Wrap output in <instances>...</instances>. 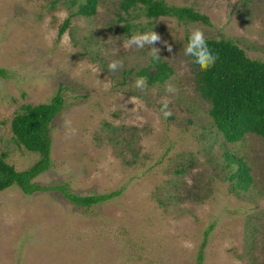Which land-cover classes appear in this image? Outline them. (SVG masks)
Here are the masks:
<instances>
[{"label":"rangeland","instance_id":"374dc122","mask_svg":"<svg viewBox=\"0 0 264 264\" xmlns=\"http://www.w3.org/2000/svg\"><path fill=\"white\" fill-rule=\"evenodd\" d=\"M121 1L99 0L94 16L77 15L59 36L70 14L64 5L0 0V67L8 72L0 76V155L9 152L18 170L37 161L13 141L12 118L62 88L52 166L35 181L66 182L81 195L121 190L89 208L60 190L0 191V264H198L205 240L202 264H264V137L224 140L188 49L190 37L233 38L263 59L264 0H166L211 23L163 16L151 25ZM153 57L172 75L149 85L138 72ZM228 150L247 161L249 190L230 179Z\"/></svg>","mask_w":264,"mask_h":264},{"label":"trees","instance_id":"16d2710c","mask_svg":"<svg viewBox=\"0 0 264 264\" xmlns=\"http://www.w3.org/2000/svg\"><path fill=\"white\" fill-rule=\"evenodd\" d=\"M98 3L99 0H51V9H56L57 4H61L70 10L69 16L60 27L59 36L66 32L72 19L77 15L87 18L94 16ZM120 5L127 14L130 13V9L139 7L140 12L136 13L135 17L140 14L145 15L149 19L148 25L163 16H174L184 23H211L209 16L196 10L195 7L172 5L166 0H122ZM120 19L127 22L124 28L129 32L132 27L129 19L122 14ZM188 40V49L194 65L196 89L200 97L211 103L209 113L212 123L223 134L224 140L239 142L245 139L247 133H256L264 137V58L250 57L233 38L197 40L190 37ZM138 74L147 84L156 85L166 82L172 75V69L166 61L153 57L152 64ZM7 75V70L0 67V76ZM65 103L66 99L60 88L49 101L24 104L13 116L11 121L13 141L28 151L38 153L39 158L29 168L18 170L8 161L9 152H2L0 191L14 185L20 187L26 194L48 189L60 190L63 196L73 204L87 208L121 194V190H114L107 194L81 195L70 190L66 182L42 186L35 181L40 174L52 166V121L62 112ZM204 137L208 144L209 136L205 134ZM213 144H208L210 150ZM224 156L228 159L227 168L236 167L230 173V179H236L241 188L249 190L252 178L247 161L244 157L237 158V154L231 153L230 150L225 151ZM234 188L237 190L236 186ZM256 229L257 227L254 226L253 230ZM209 232L210 230L207 234ZM206 242L207 240L204 241L199 252L198 264L203 263V248Z\"/></svg>","mask_w":264,"mask_h":264},{"label":"clouds","instance_id":"9594fccd","mask_svg":"<svg viewBox=\"0 0 264 264\" xmlns=\"http://www.w3.org/2000/svg\"><path fill=\"white\" fill-rule=\"evenodd\" d=\"M248 134V133H247ZM252 134H256V133H252ZM259 135V134H258ZM246 137V136H245ZM244 140V139H243Z\"/></svg>","mask_w":264,"mask_h":264}]
</instances>
